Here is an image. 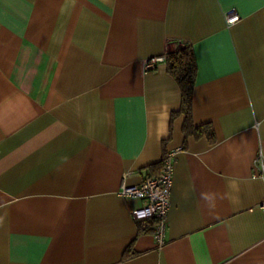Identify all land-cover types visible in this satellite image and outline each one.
Instances as JSON below:
<instances>
[{
    "label": "crops",
    "instance_id": "crops-1",
    "mask_svg": "<svg viewBox=\"0 0 264 264\" xmlns=\"http://www.w3.org/2000/svg\"><path fill=\"white\" fill-rule=\"evenodd\" d=\"M177 41L213 142L165 60L144 69ZM170 151L158 245L118 191ZM260 152L264 0H0V264H264Z\"/></svg>",
    "mask_w": 264,
    "mask_h": 264
},
{
    "label": "built area",
    "instance_id": "built-area-1",
    "mask_svg": "<svg viewBox=\"0 0 264 264\" xmlns=\"http://www.w3.org/2000/svg\"><path fill=\"white\" fill-rule=\"evenodd\" d=\"M226 19L227 22L233 23L239 19V15L231 9L226 13ZM162 59H164L162 56L149 58L144 62V69H153L155 63ZM174 155V151L164 154L158 174L147 176L138 184L122 182L118 191L123 197L136 198L141 201V205L133 209L131 215L134 220L153 223L152 234L158 245L165 242ZM253 168L254 176L264 178V155L261 152L255 158Z\"/></svg>",
    "mask_w": 264,
    "mask_h": 264
},
{
    "label": "trees",
    "instance_id": "trees-1",
    "mask_svg": "<svg viewBox=\"0 0 264 264\" xmlns=\"http://www.w3.org/2000/svg\"><path fill=\"white\" fill-rule=\"evenodd\" d=\"M164 60L167 72L175 79L180 89L181 104L177 113L184 114V134L196 137L206 135L208 140L213 142L215 134L210 125L194 126L192 122V94L197 71L192 47L182 41L169 42Z\"/></svg>",
    "mask_w": 264,
    "mask_h": 264
}]
</instances>
